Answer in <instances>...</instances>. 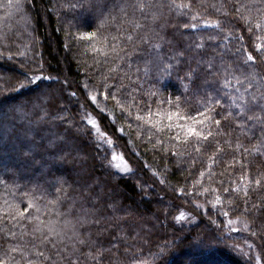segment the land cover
Here are the masks:
<instances>
[{"label":"trees","instance_id":"1","mask_svg":"<svg viewBox=\"0 0 264 264\" xmlns=\"http://www.w3.org/2000/svg\"><path fill=\"white\" fill-rule=\"evenodd\" d=\"M192 15L220 27L185 29ZM257 45L264 0H0V261L40 264L37 247L55 256L44 225L71 220L85 243L57 246L74 264H257L245 251L256 248L264 264V112L237 117L225 94L264 96ZM206 89L220 99L218 126L185 119ZM177 96L179 109L159 103ZM90 116L131 173L114 168ZM177 125L213 135L198 146ZM29 201L40 212L24 216L39 221L20 218Z\"/></svg>","mask_w":264,"mask_h":264},{"label":"snow or ice","instance_id":"2","mask_svg":"<svg viewBox=\"0 0 264 264\" xmlns=\"http://www.w3.org/2000/svg\"><path fill=\"white\" fill-rule=\"evenodd\" d=\"M144 7H145L144 4L140 5L141 10H143ZM180 7H187V6L184 5V6H180ZM185 15H187V13H185ZM197 20H198V17L196 15H192V16H190V18L187 22L183 23V27L185 29H190L193 32L198 31L201 27L212 28V29H218L220 27V25L217 21L204 19L202 22H196ZM137 26L139 27V25H137ZM256 27L259 28L260 25L257 24ZM96 35H97L96 32H91V33L87 34V38L91 40L92 38L96 37ZM131 38H132L131 36L128 37L129 40H131ZM238 39H243V37H239ZM202 46H203V44L196 45V47H202ZM256 50L260 55H264V47H262L261 45H257ZM255 59H256V57L251 52H247L245 63H247L248 61H255ZM145 64H146V67H145L144 71H145V74H148L151 71V69L149 67H147V64H148L147 61L145 62ZM208 67H209V69H212L213 65L209 64ZM172 68H173V65L167 64L165 66V68L163 69L164 74L170 76ZM212 74H214V73H212L210 71L209 75H212ZM188 76H189V80L187 83L184 84V89L186 92L190 90V84L194 83L193 73L189 72ZM36 79H40V77L37 76ZM206 83H207V81H206ZM237 83H241V82L239 80H237ZM224 86H225V88L229 87L230 81H228L226 79L224 81ZM241 86L243 87L242 84H241ZM113 88H114V90L111 93H109L107 91L104 93V96L106 99L110 95L113 99H116V91H118V88H116L115 86H113ZM205 91H206V96L203 99L202 104H201V108L203 109V111L198 110L196 113V116L185 117V119H189V120H192L194 122L201 123V124H203L204 120L207 119L210 122L214 121V123L218 126L220 124V120L216 119L215 117L220 116L221 114L215 112L214 105L219 104L220 99L218 96L213 95L207 89ZM217 91H219V90H217ZM235 92L239 93V94L238 95L229 94V93H225V94L230 95L231 106H233L234 108L237 109V112H236L237 117H244V119L252 120L254 117L252 115H249L248 113H255L257 110L264 112V96L257 97L255 94L247 92V89H245L244 93H241L240 89L237 88V89H235ZM91 99L93 102L96 101L95 96H92ZM180 99L181 98L179 96H177L175 98V101H173V99L169 98L166 101H159V103L160 104L168 103L169 105H173L176 109H179ZM151 115H152V111L149 108L148 116L151 117ZM156 115L159 116L160 112H157ZM229 115H231V113H229ZM197 117H201L202 119L197 120ZM138 118H140V117H138ZM255 118L257 120L260 119V117L258 115ZM168 119L169 120L172 119L171 115L168 116ZM88 123L93 125V127H95V125L93 124V122L91 120H89ZM241 123H243V121H241ZM261 123H264V121H261ZM171 127H172V125L169 124L168 128H171ZM176 127L181 128L182 130H184L186 132V135H185L186 141L192 137H195L196 143L198 146H203L202 141H207L208 137L213 135V133L211 131H208L207 134H205L204 130L202 128L197 129L194 126L177 125ZM96 131L98 133V138L101 140V143L111 144V140H105L103 138L105 136V134L103 132H101V130L99 128H96ZM175 138L179 139L180 134L177 133ZM197 150H199V147H197ZM115 159H117V157L114 154L113 160H115ZM116 167L121 168V165L117 164ZM122 170L128 171L127 164H125L123 166ZM255 183L259 185L260 180H256ZM224 190L226 192L228 191L227 188H225ZM245 195H247V191H245ZM217 200H219V197H217ZM53 203H54V201H53ZM30 208H35L37 212H40L39 206L36 205L33 201H29L27 207L23 209V212H19V207H18V213L20 215V218L21 219H24V218L33 219L34 218V219L39 221L40 220L39 216H36V217H32V216L25 217L24 216V213L28 212V209H30ZM223 214L225 216L228 215L227 212H224ZM58 215H59V213H58ZM177 219L183 220L184 219V213H180V215L177 217ZM78 223H80V221H78ZM233 223L234 222L232 220L228 221L229 225H231ZM245 227H247V225H245ZM44 228L47 229V234L43 236L44 243L46 245H50L52 247V249L55 251V256H59L61 260H67L68 264H74V261H72L71 256L64 254L65 250L67 249V245H64L63 249L59 248L57 246V240H59L60 244H64L65 238L71 240V239H73V237H75L76 243L84 244L85 241L79 239L80 233H79L78 229L76 228V225H74L71 220H65L63 227H60L58 222L53 220V221H49L47 224H45ZM69 229L72 232V236H68L67 230H69ZM232 230L236 231V229H232ZM36 231H43V230L38 225L36 228ZM15 250L16 249H13V251H15ZM34 256H35L36 260L40 261V264H44V262H47V264H55V256H53L51 254L45 255V251L41 250L39 247H37V250L34 253ZM22 258L26 260V264H34L33 258H31V257H22ZM0 264H3V262L0 261Z\"/></svg>","mask_w":264,"mask_h":264},{"label":"rangeland","instance_id":"3","mask_svg":"<svg viewBox=\"0 0 264 264\" xmlns=\"http://www.w3.org/2000/svg\"><path fill=\"white\" fill-rule=\"evenodd\" d=\"M2 117H3V115H2ZM89 120H91L92 122H93V124L95 125V127H93V125H92V127L95 129V131H96V128H99L100 129V126H99V124H98V121L95 119V118H93V117H89ZM101 130V129H100ZM101 132H103L102 130H101ZM96 133H97V131H96ZM104 133V132H103ZM11 134V131L9 132V135ZM98 134V133H97ZM31 138V137H30ZM105 140H111V144H109V147H110V149H111V157H112V163H113V166H114V168L118 171V172H120L121 174H125V173H131L132 172V167L129 165V163L126 161V159H124L123 158V156H122V154L116 149V148H112V146H113V139L111 138L110 139V137L108 136V135H106L105 134V136L103 137ZM115 154V156L117 157V159H115V160H113V155ZM117 164H119V165H121V168H117L116 167V165ZM125 164H127V168H128V171H123L122 169H123V166L125 165ZM46 172V170L44 169V170H42V172H41V175H43L44 173ZM112 195H114L115 196V193H113ZM232 225V229H236V231L238 232V230H239V228L241 227V225H243V223H239V222H234L233 224H231ZM240 226V227H239ZM233 231V230H232ZM236 231H233V232H236ZM246 251V255L247 256H250V255H254V256H252L253 257V259H254V261L257 263V264H263L262 262H261V259H262V256H261V253L258 251V249L256 248L255 250H251V251H247V249L245 250ZM254 252V253H253ZM221 264H223V263H221Z\"/></svg>","mask_w":264,"mask_h":264}]
</instances>
